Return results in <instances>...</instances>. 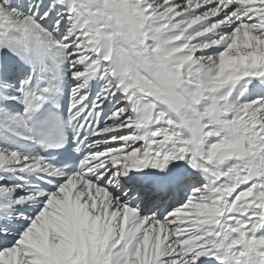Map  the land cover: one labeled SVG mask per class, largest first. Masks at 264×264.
<instances>
[{
    "label": "snow or ice",
    "instance_id": "6c2138e0",
    "mask_svg": "<svg viewBox=\"0 0 264 264\" xmlns=\"http://www.w3.org/2000/svg\"><path fill=\"white\" fill-rule=\"evenodd\" d=\"M0 264H264V0H0Z\"/></svg>",
    "mask_w": 264,
    "mask_h": 264
}]
</instances>
